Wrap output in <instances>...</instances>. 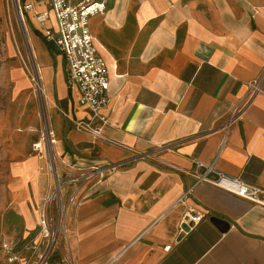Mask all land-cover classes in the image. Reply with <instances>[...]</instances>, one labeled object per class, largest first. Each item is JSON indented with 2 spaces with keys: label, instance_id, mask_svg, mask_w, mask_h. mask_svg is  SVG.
Masks as SVG:
<instances>
[{
  "label": "crops",
  "instance_id": "crops-1",
  "mask_svg": "<svg viewBox=\"0 0 264 264\" xmlns=\"http://www.w3.org/2000/svg\"><path fill=\"white\" fill-rule=\"evenodd\" d=\"M48 26L55 28L53 19ZM90 30L110 69L102 111L110 125L100 137L76 129L65 114L91 116L77 107L67 79V95L43 90L62 167L105 170L102 179L67 186L66 200L77 190L69 240L48 264H66L69 254L75 264H264V207L195 185L194 177L197 163L215 162L229 178L264 189V87L231 120L264 70V0H111ZM36 34L45 39L38 27ZM39 37L33 42L46 84L45 70L53 72L56 58L65 63ZM42 160L12 167V206L26 235L37 228L49 184ZM193 210L205 218L182 227Z\"/></svg>",
  "mask_w": 264,
  "mask_h": 264
},
{
  "label": "built area",
  "instance_id": "built-area-1",
  "mask_svg": "<svg viewBox=\"0 0 264 264\" xmlns=\"http://www.w3.org/2000/svg\"><path fill=\"white\" fill-rule=\"evenodd\" d=\"M111 0H16L18 13L23 18L24 14L30 15L37 24L38 31L46 41L53 45L62 55L65 63V73L68 88L76 97V105L79 109L90 113V120H77L69 115L65 116L72 121L76 129L81 132L91 133L100 137L102 129L110 125L109 119L102 115V111L110 101V69L100 54L90 30V20L98 15H104L108 11ZM44 4L46 11L37 12L36 5ZM54 20L55 28L48 26V22ZM264 70L262 75L251 84V93L245 107H236L231 115V120H238L251 101L263 91ZM41 90V87L39 85ZM42 91V90H41ZM47 137L53 139V146L57 144L54 135L47 130ZM49 144V143H48ZM45 140L35 145L34 151L41 159H46L49 184L45 196L42 199V207L39 212V221L36 229H40L42 239L33 240L27 250L37 251L40 242L46 243L45 251L40 255L37 264H48L49 259L60 249V239L64 235L69 240L67 215L76 204V193H70L66 200L65 190L67 186L80 187L82 184L102 179L105 169L98 167L78 172H70L67 169L57 167L58 153L54 151L55 169L47 152ZM195 185L207 183L220 188L253 205L264 207V189L248 184L241 179L229 178L219 171L215 162L209 165L197 163L194 172ZM194 187L189 188L178 203H184L193 193ZM205 215L199 211H189L182 221V227L191 229L203 221ZM8 252L13 248L7 247ZM17 260L11 258L10 262ZM66 264H75L71 254L65 259Z\"/></svg>",
  "mask_w": 264,
  "mask_h": 264
},
{
  "label": "rangeland",
  "instance_id": "rangeland-1",
  "mask_svg": "<svg viewBox=\"0 0 264 264\" xmlns=\"http://www.w3.org/2000/svg\"><path fill=\"white\" fill-rule=\"evenodd\" d=\"M22 20L26 33L16 9V0H0V264H37L45 251L44 241L40 242L39 250H27L29 244L35 239L41 240L42 235L39 228L26 235L25 222L17 208L12 206V167L32 156L39 157L34 151L37 143L45 140L50 144L53 141L46 136V123L54 140H59L60 136L50 123L48 106L51 102L43 88L55 97L68 94L65 66L61 58L55 59L53 72L51 68L45 70L49 81L46 84L42 81L41 84L40 54L33 42L34 36L39 37L36 34L37 24L28 14H24ZM37 76L42 91L36 82ZM53 147L57 152V144ZM42 161L43 172L48 174L46 159ZM60 166L63 164L58 156L59 173L62 172ZM60 244L61 248H66L64 235ZM7 247L13 248L11 252L7 251ZM58 254L56 251L49 263ZM14 257L17 260L10 262Z\"/></svg>",
  "mask_w": 264,
  "mask_h": 264
},
{
  "label": "bare ground",
  "instance_id": "bare-ground-1",
  "mask_svg": "<svg viewBox=\"0 0 264 264\" xmlns=\"http://www.w3.org/2000/svg\"><path fill=\"white\" fill-rule=\"evenodd\" d=\"M24 33H26V31H24ZM38 87V86H37ZM42 90V89H41ZM42 93V92H41ZM46 125V136H47V129H48V126H47V123L45 124ZM57 142V141H56ZM53 145V142H50V144H47L46 148H47V152L48 154L50 155V159L52 161L53 164H50V167L55 169L56 165L54 164L55 163V159H54V151H55V148L52 147Z\"/></svg>",
  "mask_w": 264,
  "mask_h": 264
},
{
  "label": "water",
  "instance_id": "water-1",
  "mask_svg": "<svg viewBox=\"0 0 264 264\" xmlns=\"http://www.w3.org/2000/svg\"><path fill=\"white\" fill-rule=\"evenodd\" d=\"M16 9H17V11H18V7H16ZM19 18H20V22H21V25H22V27H23V31H24V23H23V20H22V17L19 15ZM39 76H37L36 77V82H37V84L39 85ZM45 115V114H44ZM45 121H46V119H45ZM47 122V121H46ZM213 221L214 222H216V223H218V224H221L224 228H228L229 227V225H228V223H225L224 221H222L221 219H218V218H214L213 219Z\"/></svg>",
  "mask_w": 264,
  "mask_h": 264
},
{
  "label": "trees",
  "instance_id": "trees-1",
  "mask_svg": "<svg viewBox=\"0 0 264 264\" xmlns=\"http://www.w3.org/2000/svg\"><path fill=\"white\" fill-rule=\"evenodd\" d=\"M37 34H39V33L37 32ZM43 40H44V42L47 44L49 50H51V46L48 44V42L46 41V39H43Z\"/></svg>",
  "mask_w": 264,
  "mask_h": 264
}]
</instances>
